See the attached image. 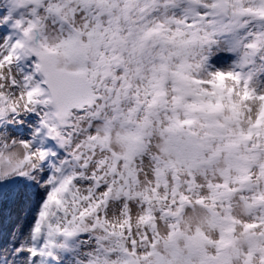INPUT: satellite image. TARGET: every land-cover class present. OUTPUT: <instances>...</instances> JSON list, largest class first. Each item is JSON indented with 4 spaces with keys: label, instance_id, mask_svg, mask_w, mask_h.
<instances>
[{
    "label": "snow or ice",
    "instance_id": "1",
    "mask_svg": "<svg viewBox=\"0 0 264 264\" xmlns=\"http://www.w3.org/2000/svg\"><path fill=\"white\" fill-rule=\"evenodd\" d=\"M0 264H264V0H0Z\"/></svg>",
    "mask_w": 264,
    "mask_h": 264
}]
</instances>
